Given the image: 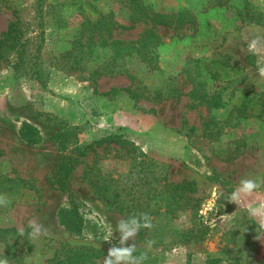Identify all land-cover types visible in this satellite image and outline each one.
I'll use <instances>...</instances> for the list:
<instances>
[{"label": "rangeland", "instance_id": "374dc122", "mask_svg": "<svg viewBox=\"0 0 264 264\" xmlns=\"http://www.w3.org/2000/svg\"><path fill=\"white\" fill-rule=\"evenodd\" d=\"M135 1L163 13L187 10L193 21L158 25L154 43L123 51L109 41L133 42L149 27L130 26L125 0H0V194L9 201L0 206V258L53 264L60 245L106 255L117 243L115 224L129 214L96 198L83 176L87 167L129 169L131 153L103 137L110 133L152 158L168 181L191 180L199 191L197 222L186 212L168 219L160 208L153 227L128 242L135 255L146 253L144 264H264V224L253 215L264 206V48L248 49L252 38L264 43V0ZM108 12L127 27L88 36L87 22ZM62 124L81 128L68 179L80 228L49 177ZM243 178L258 187L234 202ZM32 219L49 234L30 239ZM193 221L202 237L185 240L180 232Z\"/></svg>", "mask_w": 264, "mask_h": 264}, {"label": "trees", "instance_id": "16d2710c", "mask_svg": "<svg viewBox=\"0 0 264 264\" xmlns=\"http://www.w3.org/2000/svg\"><path fill=\"white\" fill-rule=\"evenodd\" d=\"M125 3L130 10V26L141 21L149 23V27H145L141 37L133 42L117 39L109 41L114 46L119 45L123 51H126L125 49L130 45L134 50L140 52V49L144 48L148 42L154 43L158 39V35L155 33V28L158 25L178 29L193 21V15L187 10L163 13L154 11L151 7L135 0H125ZM111 25L127 27L116 23L108 12L105 15H98L91 22L88 21L85 30L88 36H90L89 33H96L101 30L107 33ZM35 77H37L36 73ZM80 129V125L75 124H62L56 127L53 134L56 152L49 171L51 182L68 196L71 225L74 228L81 227V217L78 215L77 205L74 201L75 194L69 187L68 179L76 163V157L71 154V151L78 147L77 134ZM21 135H23L22 132ZM103 137L117 143L124 142L127 147L125 153L127 157H130L128 154L131 153L132 163L129 164L130 167L125 172H116L114 175L111 172L102 173L96 167H87L83 171V176L91 180L96 198L106 201L118 213L129 214L127 218L140 212L156 215L158 209L161 208L163 215L168 216V219H174L178 217L179 213L186 212L191 216V219L195 220L199 210L200 197H198L199 191L193 181L170 182L164 174L155 171L153 168L155 161L146 154L137 151L132 142L123 140L119 134L110 135L109 133ZM120 147L121 145H119ZM16 181L19 184L21 179H16ZM193 226H197L194 221L188 230L183 231L184 233L180 232L185 240L202 237V233L198 232L197 228L192 230L191 227ZM147 230L149 229L141 228L137 234L142 236L147 233ZM57 250L56 254L49 259L53 261V264H96L95 259L104 255L100 250L84 246L60 245Z\"/></svg>", "mask_w": 264, "mask_h": 264}, {"label": "clouds", "instance_id": "9594fccd", "mask_svg": "<svg viewBox=\"0 0 264 264\" xmlns=\"http://www.w3.org/2000/svg\"><path fill=\"white\" fill-rule=\"evenodd\" d=\"M264 48L261 37H255L248 41V49L252 52H258ZM260 74L264 76V68L261 69ZM258 187L256 181L250 178H243L239 182L237 192L233 193V201L235 202L240 193H250ZM9 203L4 194H0V206H6ZM253 215L261 217L262 224H264V206L261 209L253 210ZM153 227L151 217L147 212H140L128 218H121L115 224V233L118 234L117 243L111 244L107 249L106 255L103 256L101 264H144L147 255L141 252L135 255L137 248L133 241L134 236L141 228L151 229ZM49 228L40 223L37 219H32L28 224L27 235L30 239L36 240L42 236L49 234ZM19 235H25V229H19ZM113 233H109L104 238V241L111 243L110 237ZM152 241L147 242V246L151 247ZM0 264H9L6 257L0 258Z\"/></svg>", "mask_w": 264, "mask_h": 264}]
</instances>
